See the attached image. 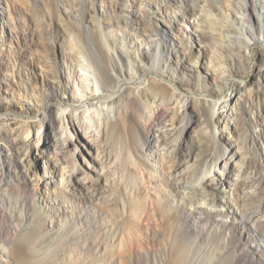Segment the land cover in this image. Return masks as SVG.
Here are the masks:
<instances>
[{
  "label": "rangeland",
  "instance_id": "obj_1",
  "mask_svg": "<svg viewBox=\"0 0 264 264\" xmlns=\"http://www.w3.org/2000/svg\"><path fill=\"white\" fill-rule=\"evenodd\" d=\"M241 2L250 3L255 24L256 16H263L264 0ZM253 6L257 14L251 9ZM115 16L120 27L111 28L110 37L126 34L122 44L130 52H136V66L142 65L137 49L145 47L138 29L143 20L150 19L160 27L172 29L175 38L190 46L194 59L181 58L178 69L184 78L190 81L196 76L206 78V91L214 94L227 83L223 97L226 111L215 126L203 125L199 120L202 109L196 104H190L186 110L191 120L182 132L181 146L188 144L198 151V164L188 162L189 158L177 152L183 110L178 98H173L171 108L154 124L151 121L155 104L140 115L138 130L144 133L146 141L137 131L138 148L146 165L143 175L138 176L145 188L146 206H151V199L164 197V208L178 213V235L186 250V264H264V95L251 92L249 101L242 105L237 102V96L230 99L228 90L229 82L250 85L254 80L251 71L245 72L247 68L230 57L236 53L230 50L235 41L241 47V54H254L256 59L251 61L254 67L261 62L262 45L251 44L249 52L244 48L241 39L247 36L243 31L247 16L236 0H0V97L7 103L2 112L10 114L0 130V178L2 174L3 179L0 196L11 210L3 213V221L10 218L14 225L11 235L24 233L32 215L38 221L43 217L44 236L39 238V243L55 252V256L44 257L53 264H123L126 261L121 256L122 244L127 238L137 235L141 238L143 234L142 245L151 247L160 242L168 248V238L150 242V235L146 236L158 228L153 219L139 222L140 227L133 224L127 229L118 227L127 209L122 201L121 208L114 213L111 187L118 186L121 201L133 186L125 187L124 166L99 160L98 146L108 143L106 133L101 130L102 115L107 116L112 107L102 105L99 128L93 112L81 113L74 127L69 128L73 143L58 151H54L57 138L54 133L60 139L66 135L62 133L61 115L55 112L46 123H41V128L37 118H25V114L38 111L35 100L49 92L42 80L49 74L47 66L53 63L58 70L56 81L66 86L70 94L84 100L91 92L83 91L81 82L88 83L89 78H95L94 73L89 68L77 71V66L82 67L86 62L85 57L72 56L73 33L68 35L62 23L84 32L101 29L110 32L107 22L116 19ZM124 20L133 27L124 26ZM210 22V33L214 35L211 42L200 32ZM258 30L264 33V24ZM47 47L52 51L49 64ZM195 57L199 58L193 72L190 68ZM236 69L240 72L235 73ZM33 80L37 85H30ZM179 85L181 90L189 89L183 83ZM57 94L59 98L61 89ZM50 101L56 102L57 98ZM217 109L218 104L210 110L214 112L213 119L222 114ZM31 123L35 128L28 133L27 124ZM16 140H23L26 146L17 149L13 145ZM129 155L126 167H135V157ZM212 156L216 157L215 162L211 161ZM177 161L180 163L174 170ZM85 195L89 196L87 201ZM105 203L106 212L98 207ZM84 216L89 221L84 222ZM35 253L44 256L41 250ZM166 258L164 252L161 262L155 260L151 264H167Z\"/></svg>",
  "mask_w": 264,
  "mask_h": 264
},
{
  "label": "bare ground",
  "instance_id": "obj_2",
  "mask_svg": "<svg viewBox=\"0 0 264 264\" xmlns=\"http://www.w3.org/2000/svg\"><path fill=\"white\" fill-rule=\"evenodd\" d=\"M190 1L197 2L199 0ZM236 2L239 3V7L243 9L247 16L245 30L243 29L247 36L241 39L244 48H247L249 52L251 44L259 43L262 45L260 50L261 62L255 67L251 65L252 59H256L254 54L251 56L241 54V47L237 45V41H235L233 49H230L236 52L235 54L230 55V57L234 59L236 63L245 66V68H247L245 72L251 71V75L254 79L250 85H242L238 82L231 84V82H229L228 90L230 91V99H234V97L237 96V102L243 105L249 101L251 92H262L264 95V33H261L259 32L260 30H258L259 26L264 24V13L261 17L256 16V22L254 24L252 21V14L250 13V3H242L241 0H236ZM199 9L201 8L199 7ZM251 9L256 13V8L254 6ZM115 17L116 19L114 18L107 22L108 31L110 32H107L104 29L92 33H90L89 30L84 32L82 30H76L74 27H68L65 23H62V26L64 30L67 31L68 35H72L73 33V40H75V42L71 44L72 46L75 45V49L73 50L74 55L72 56L79 57L82 55V57H85L86 62L83 63L82 67L78 65L77 71L79 68L84 70L89 68L94 73L95 78H89L88 83L86 81V84L83 83L84 81L81 82L83 91L88 93V90H90L91 92L90 94L85 95L84 100L76 97L74 94H70L66 86L60 85L58 81H56V78H58V70L53 63L47 66L49 74L45 80H42V85L45 83L49 92L47 94L44 93L43 95L40 93L41 95L35 100V104L39 106L38 111H33V115L25 114V118H37V123L41 128V123H46V121H48L47 119H49V117L55 112L59 113L61 115V126L63 124L62 133H65L66 135L64 139H60V137L54 133V138L57 137L54 142V151H58L65 147L67 143H73L69 128L74 127V124L79 120L80 117L78 118V116H80L81 113L85 114L89 111L93 112V120L96 123V128H99L101 126L99 125V120L101 118V109H103L102 105L105 107H112L111 112L107 116H105L104 113L102 115L103 126L101 127V130L106 133L108 143L103 147L98 146L99 160L102 163H108L111 165L113 163L118 165L119 163L121 167L124 166V168H126L125 185L127 181L125 187L127 188L128 185L134 187V189L132 187V196L130 194L131 189L129 193L123 197L124 199L120 201V193L117 192L118 186L111 187L112 185H109L112 188L109 189L112 191L111 198L114 202V213H117L119 208H121L122 201L123 207L127 209V215L122 218L118 227H126L125 229H127V226L132 224L140 227L142 223L139 225V222H144L147 218L153 219L154 222L157 221L156 227L158 228H154L155 231L152 230L150 234L146 233V236L150 235V242H156L159 238L164 240L168 238L166 241L169 242L167 250L160 242H157V244L152 243L153 245L151 244V247H146L145 244L142 245L143 241L142 243L140 242L144 234L140 235L141 238H139L137 234L138 237L133 232H130L136 237L127 238V240H125L126 242L124 241L125 244H122L121 246L122 260L126 261L125 263L123 262V264H128L129 261H132L133 264H151L155 260L161 262L163 260L164 252L165 254L167 253L165 263L186 264V250L184 249L183 244L180 243L178 235V213L168 211L164 208V197L156 198V200L151 199V206H146L147 198H145V188L143 184L140 183V178L138 176L139 173V175H143L141 172H144L146 165L144 159L140 156L141 152L138 148L137 131L140 132L141 139L146 141L144 133L140 131V129L138 130L140 124L139 117L145 109L149 108L150 105L155 104L156 110L153 113L151 121L152 123H155L156 120L163 117L171 108L173 98H178L182 103L183 110L182 119L180 120L181 122L179 121L182 124L178 127L181 135L179 134L177 152L178 154H183L189 158L187 159L188 162L193 161V163L195 162L198 164V151L196 152V149H193L192 146L188 144L181 146L182 132L187 130L190 125L189 121L191 120L190 113L186 110L190 104H196L199 109H202L199 110V120H201L203 125L205 127H209V125L215 126L226 111V101L223 100V97L225 96L224 88H226L227 83L223 86L220 92L214 94L210 93L208 89V91H206V78H199L196 76L192 78L191 81L184 78V76L178 72V69L180 70L179 65L181 58H193L189 50L190 46L175 38L174 35H172V29L167 30L164 27H160L150 19L143 20V22H141V28H137L143 35V43L145 44V47L143 50L139 48L141 52L137 49V54L139 55L138 57L141 58L142 65L139 64L136 66L134 61L135 51L133 53L130 52L125 49L122 44L124 39H127L126 34H123L122 37H110L111 28L114 26L120 27V20L117 19V16ZM124 22V26L133 27L127 20H124ZM211 23L212 22H210V25L208 24L200 30L202 36L210 42L214 38V35H211L210 33ZM47 38H50V35ZM49 48L47 47L46 49L47 64L52 61V51H50L51 49ZM198 58L199 57H195V60L193 61L195 63L191 64V66H193L190 69L193 72H196ZM234 71L235 73L240 72L237 69ZM179 83H183V85L188 86L189 89L185 91L181 90ZM32 84L37 85L35 80L31 81L30 85ZM58 89H61L59 98L57 94ZM50 98H57V101L51 102ZM64 98H67V101H64ZM2 100V97H0V130L3 128L2 126H4L3 123H6L10 117L9 113L2 112L4 109L6 110L7 107V103L5 104ZM98 102L100 103L99 106ZM217 104V110H221L222 114H217L213 119L212 116H214V112L211 113L210 110L216 108ZM29 110L30 109H28V111ZM34 128L35 124H27L28 130L26 131L29 133L30 130H33ZM87 129L90 131L91 127H88ZM22 141L20 142L16 140L13 145L16 146L17 149L24 148L26 143ZM73 146L74 148L76 147L75 144H73ZM1 150L2 149L0 148V151ZM130 153L135 157L133 160L134 163L131 162V164H135V167H126V162L130 157ZM211 161L215 162L216 157L212 156ZM179 163V161L176 162L174 170L177 169ZM2 180L1 174L0 183ZM148 182H152L151 179H148ZM122 189L123 188H121V190ZM83 198L87 201L89 196L85 195ZM4 199V197L0 196V264H53L50 260L44 259V257L55 256V252L47 249V247L42 244L40 245L39 243V238L44 236V228L41 224L43 217H41L40 221H38L34 215H32L31 218L29 217V220L27 221L29 226L23 229L24 233L19 232V234L14 237L11 235V232L15 228L10 220H8L10 218L5 220L7 221L6 224L5 221H3L4 211H11L6 207V201ZM106 205V203L100 204L98 207L101 211L106 212L108 207ZM165 211H167L166 214ZM158 213L160 216H157ZM39 214L41 215V213L38 212L37 215ZM210 215L220 216V213H210ZM241 218L244 219V216H241ZM82 220L84 222L87 220L89 221L87 216H84ZM136 226H134V228ZM150 228L151 227L148 229ZM65 236L67 238L70 237V233H66ZM129 236L130 235L128 234V237ZM130 237H132V235ZM159 240L161 241V239ZM159 243L161 244L160 247H158L160 245ZM140 246H142V248L145 246L146 248L141 249ZM182 249L184 252H180ZM37 250H41L44 256H38L37 253H35Z\"/></svg>",
  "mask_w": 264,
  "mask_h": 264
}]
</instances>
